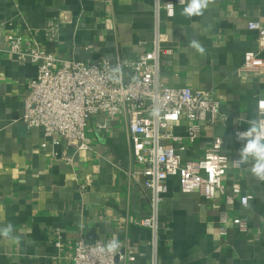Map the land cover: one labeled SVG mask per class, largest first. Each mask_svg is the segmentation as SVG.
Returning a JSON list of instances; mask_svg holds the SVG:
<instances>
[{
	"label": "crops",
	"instance_id": "0c3cea01",
	"mask_svg": "<svg viewBox=\"0 0 264 264\" xmlns=\"http://www.w3.org/2000/svg\"><path fill=\"white\" fill-rule=\"evenodd\" d=\"M189 2L177 3L173 17L160 12L174 49L164 59L160 82L213 90L223 118L207 123L194 140L185 138L183 158L195 159L198 150L220 138L222 153L237 159L243 143L235 132L260 118L257 103L264 97V80L238 76L247 51L264 57L258 32L249 29L252 20L264 26V0H212L202 15L187 16ZM155 9V0H0V45L8 49L7 36L13 34L46 46L60 59H132L151 49ZM49 21L60 24L53 39ZM193 40L204 54L191 47ZM37 72L30 59L20 62L0 53V228L12 224L19 239L16 244L0 237V264H70L78 234L88 242L116 238L134 250L130 264L148 262L151 230L141 221L151 214L150 191L130 154L125 118L90 120L89 150L51 144L43 128L23 121L24 95ZM126 74L135 77L132 70ZM105 121L107 127L99 128ZM185 128V122L176 127L182 134ZM249 168L232 167L223 178L228 192L235 183L241 195H254L247 205L240 194L228 205L223 194L206 199L182 192L179 178H169L159 212L162 264H264V181ZM223 211L229 217L226 233ZM240 218L245 228L236 222Z\"/></svg>",
	"mask_w": 264,
	"mask_h": 264
},
{
	"label": "built area",
	"instance_id": "2783aa9c",
	"mask_svg": "<svg viewBox=\"0 0 264 264\" xmlns=\"http://www.w3.org/2000/svg\"><path fill=\"white\" fill-rule=\"evenodd\" d=\"M185 0H155L156 25L151 49L132 59L86 63L76 59L57 58L46 46L23 36L10 34V47L0 45V53L9 52L21 61L30 59L38 68L35 78L24 95L23 121L28 127H40L53 145L76 150L91 149L87 134L90 120L107 117L114 120L122 115L127 125V140L135 163L143 168V186L150 191V216L141 221L151 230L150 260L142 264H162L159 259V212L164 195L168 191L170 177H178L182 192H198L206 199L225 195L226 203L232 205L235 195H241L239 184L227 191L223 178L232 167H240L235 159L222 153L218 138L210 148L198 150L195 159L185 160L183 152L188 149L185 138L194 140L207 123L223 118L221 102L213 90L195 89L192 86H170L160 82L164 59L173 55L174 49L167 44V34L162 29L160 12L165 10L173 17L175 5ZM60 24H47L50 39H53ZM249 29L258 32V42L264 47V26L258 20L249 22ZM120 66L121 72L113 69ZM127 70L135 77L129 79ZM242 80H264V57L255 51H247L244 63L238 71ZM118 81V82H117ZM260 98L257 108L264 112ZM185 122V134L176 127ZM106 121L99 128H106ZM238 131H245L238 129ZM49 142H44L47 147ZM63 155L67 157L66 151ZM69 159V158H68ZM132 177L135 175L130 171ZM254 195L247 192L240 196L242 205H247ZM221 232L226 233L229 217L221 212ZM241 228L246 221L237 219ZM88 242L82 234L74 239L70 264H130L136 260L134 250L120 244L115 253H101L100 247L109 241Z\"/></svg>",
	"mask_w": 264,
	"mask_h": 264
},
{
	"label": "clouds",
	"instance_id": "9594fccd",
	"mask_svg": "<svg viewBox=\"0 0 264 264\" xmlns=\"http://www.w3.org/2000/svg\"><path fill=\"white\" fill-rule=\"evenodd\" d=\"M210 3H212V0H190L183 12L187 16L202 15L203 10L207 9ZM191 47L201 54L205 52L204 47L196 40L191 41ZM113 72L120 73V66L117 65ZM261 108H264V103L261 104ZM247 123L249 126L245 131L236 133V139L243 143L236 163L237 165H250L249 172L257 179L264 181V112L261 113L259 119H251ZM217 143L219 145L223 141L219 140ZM13 232L14 226L9 223L0 228V237L7 242L19 244V239L13 235ZM119 247V241L113 238L106 246L100 247L98 251L101 253H115Z\"/></svg>",
	"mask_w": 264,
	"mask_h": 264
}]
</instances>
